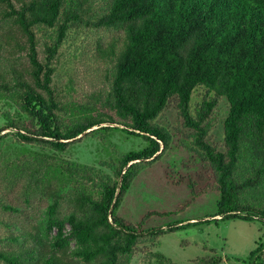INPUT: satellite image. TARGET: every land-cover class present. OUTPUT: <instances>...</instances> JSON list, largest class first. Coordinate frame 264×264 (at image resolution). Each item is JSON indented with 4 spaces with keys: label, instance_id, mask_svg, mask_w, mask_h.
I'll return each mask as SVG.
<instances>
[{
    "label": "trees",
    "instance_id": "trees-1",
    "mask_svg": "<svg viewBox=\"0 0 264 264\" xmlns=\"http://www.w3.org/2000/svg\"><path fill=\"white\" fill-rule=\"evenodd\" d=\"M97 3L101 12L92 13ZM81 25L105 32L92 59L105 78L84 98L65 100L54 81L58 57L71 30ZM40 26L55 28L52 40L44 42V59ZM7 45L25 52L28 63L0 67V99L15 111L3 113L0 130L11 129L19 142L46 149L6 168L25 172L27 188L41 191L48 203L29 230L0 237L8 245L0 248L3 264H131L142 236L154 242L181 228L147 227L157 212L137 223L119 213L134 179L172 149L175 137L174 145L191 153L199 167L197 179L188 178L194 197L220 193L212 220L264 224V0H0V48ZM199 88L206 94L193 107ZM224 97L228 113L219 145L210 133ZM169 108L182 120L175 131L158 121ZM116 132L141 138L144 145L110 154L101 166L47 159L85 135L109 141ZM6 135H0V153ZM154 255L157 264H178L159 251ZM249 259L264 264V244Z\"/></svg>",
    "mask_w": 264,
    "mask_h": 264
},
{
    "label": "rangeland",
    "instance_id": "rangeland-1",
    "mask_svg": "<svg viewBox=\"0 0 264 264\" xmlns=\"http://www.w3.org/2000/svg\"><path fill=\"white\" fill-rule=\"evenodd\" d=\"M17 1V0H15ZM101 3L92 6V13L101 12ZM69 33L68 41L58 57L55 86L65 100L81 99L87 93L103 86L104 75H100L92 59L96 53V42L105 32L101 29L80 26ZM40 39L39 55L45 56L44 42L52 40L55 28L40 26L36 30ZM110 34V32H109ZM85 53V54H83ZM25 52L13 51L7 45L0 48V67L8 69L12 64H27ZM206 94L204 88H199L194 94L192 103L195 107ZM15 113L13 108L0 99V129L4 128L5 111ZM228 113V102L224 97L214 114V128L210 139L219 145L224 144L223 120ZM160 123L173 129L181 128L182 120L172 108L166 109L160 116ZM171 129L172 131H175ZM7 134L0 153V200L13 204L16 212L6 210L0 203V237L10 234L20 235L29 230L42 216L48 200L36 188L28 189V177L23 173L15 174L6 168L8 163L16 158L32 159L31 152L46 149L43 144H27L19 142L11 129L0 130V135ZM99 134L85 135L68 151L60 156H53L62 160H74L91 166H101L110 154H118L130 149H137L144 145L141 138L128 137L116 132L108 140H101ZM177 137L174 138L172 149L163 153L160 158L143 169L134 179L119 213L127 220L137 223L148 212H157L147 221V227L166 229L177 223L184 224L174 231L160 234L156 241L145 235L140 238L131 264H157L155 252L159 251L178 264H197L199 258L216 257L217 264H250V255L259 244H264V224L261 221H246L243 219L212 220L216 212L220 193L208 190L194 197L188 186L189 176L197 179L199 169L193 162L192 155L184 148H177ZM23 146L30 151L21 152ZM44 149V150H45ZM48 149V147H47ZM43 150V151H44ZM50 154L53 152L48 149ZM24 155V156H23ZM17 159L16 162L19 160ZM60 161V160H59ZM182 182H177L179 177ZM70 205H64L65 213ZM209 220V221H205ZM200 221L199 223H193ZM9 223L10 226H7ZM8 247L6 242H0V248ZM258 264V262L255 261ZM0 264H3L0 261Z\"/></svg>",
    "mask_w": 264,
    "mask_h": 264
}]
</instances>
